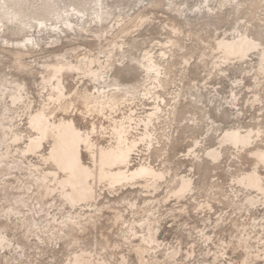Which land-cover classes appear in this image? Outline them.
<instances>
[{
  "label": "bare ground",
  "instance_id": "bare-ground-1",
  "mask_svg": "<svg viewBox=\"0 0 264 264\" xmlns=\"http://www.w3.org/2000/svg\"><path fill=\"white\" fill-rule=\"evenodd\" d=\"M40 1L42 5L35 9L33 16L23 10V5L31 4V0H0V39L6 43L4 49H8L12 57L13 69L0 72V195L10 203L7 210H0V236L7 241V246L0 248V264L26 263L27 246L16 239L17 233L22 232L27 242L36 240L46 247L54 244L55 249H61L60 244L64 242L70 247L73 243L68 241L71 234L81 235L89 228L96 229L107 210L115 211L112 220L116 228L117 225L122 227L128 255L120 252V246L114 245L118 259L116 262L115 257L111 256L114 259L111 262L110 258L99 252L97 244L95 250H89L78 246L76 240L74 252L63 264H120L121 258L127 264H134L131 263L132 255L138 258L136 264H164L172 249L178 253L175 260L180 261L185 256L186 261H190L198 257L197 245L204 247L205 256L211 259L203 260V264L224 261L243 264L246 257L254 259L264 253V163L258 159V154L264 152V136L255 135L264 132V103L260 102L264 101V59L259 50L240 58L230 55L227 48L234 40H239L237 33L246 34L257 43L261 41L264 33V17L261 14L264 0H239L242 5L239 9L228 0H208L212 13L203 8L195 11L203 0H138L142 5L134 16L121 14V10L118 12L119 7L112 5L111 0H82L78 6L73 3L61 6L60 3H64L62 0ZM159 8L170 11L173 16L168 19L172 24L161 26L166 33L171 31V36L166 42H160L158 52L152 48L145 49L137 56L134 51L137 49L135 45L140 42L138 32L144 27L143 24L148 23H143L144 11L154 13ZM231 19L230 28L221 32L220 25ZM241 20L244 23H240ZM181 21L186 30L188 28L187 32L178 26ZM41 23L44 24L43 28L40 27ZM10 30L28 35L23 40L10 42L6 36ZM207 30L209 35L204 37L202 31ZM176 31L181 35L175 34ZM44 33L55 40L53 45L47 47L51 61L43 64L37 62L33 66V60H27L44 51L41 45ZM71 38H82L90 47L63 50L64 44ZM191 38L196 39L194 49L199 51L197 57L194 50L185 52V41ZM169 41L175 42L178 47L170 50L167 47ZM221 43L225 45L223 49ZM161 52L165 53L164 57L160 55ZM144 53H148L158 66L164 68L159 82L154 75L150 79L139 64L133 63V59L143 61ZM225 60L228 62L225 63ZM198 64L208 68L207 81L194 90L190 88L191 93L184 92L181 85H177L174 72L179 69L178 72L186 77L189 70ZM123 68L124 79L118 75ZM133 71L139 73L141 79L125 81ZM235 71L239 75L232 77ZM213 78L221 82L210 83ZM27 79L32 81V87H28ZM179 80L182 84L183 79ZM222 82H230L226 97L221 95ZM60 92L66 98L61 101L63 110L51 112L45 109L44 106L48 104L57 107L49 97L55 99ZM145 92L148 93L147 98ZM85 99L94 106V115L88 114ZM184 104L193 108V112L181 111ZM97 105H104L109 119L99 115ZM109 105H114L115 110ZM257 105L260 106L257 111L259 115L245 121V110L249 107L254 109ZM211 110L215 118L211 116ZM38 113L49 117L48 123H71L77 131L86 134L93 125L97 128L91 138L93 151L80 146L79 159L88 169V174L83 176L82 182H77L75 188L70 184L60 188L53 183L63 179V173L48 175L55 172L52 163L44 162L51 153L54 141L45 140L36 154L28 152L25 155L28 144L36 136L30 125ZM145 124L148 125L147 129ZM174 124H177V128L173 131ZM203 126L206 129L205 138L190 137L188 150L178 159L181 164L177 165L180 166H184L186 161L190 162L186 171L179 173L180 168L174 170L170 160L180 141L179 129L186 127L197 131ZM101 128L105 130L103 134L100 133ZM226 133L239 134V147L222 143ZM146 134L152 139L142 140ZM250 134L253 135L250 137ZM249 138L251 142L245 144L244 140ZM197 141L199 147H196ZM209 141L215 144L209 146ZM148 143L152 145L150 148L146 146ZM101 149L106 154L103 182L100 179ZM209 152L218 154V159L213 160ZM123 153L126 156L120 159ZM158 160L160 163L156 164ZM228 162L230 164L226 165ZM141 169L146 171L141 172ZM201 169H205L208 181L203 187H198L196 171L200 172ZM151 173L163 174L164 179H157ZM225 174L230 177L231 184L223 190L222 178ZM185 179L192 180L193 190L177 197L174 193L179 191ZM234 180L238 182L234 184ZM139 188L149 194L163 192L165 196L159 198V194V197L144 199L142 206L137 200L128 201V198L129 211L126 214L130 218L122 210L117 211L115 206H111L113 201L108 199L107 194L113 198L120 191L130 190L134 193ZM201 190L208 194L205 199H201ZM125 199L114 200L113 205L119 208V203ZM71 200H76L75 206ZM202 203L210 207L202 208ZM215 204L231 208L233 216L225 218L219 215L213 222L212 215H217ZM190 208L193 214L204 215L213 225V231L209 232L207 227L190 228L189 237L195 247L191 246L184 252L180 246L161 240L166 219L162 210L166 209L169 217L177 219V216H190ZM262 211V217H258L257 214ZM138 215H141V220L135 219ZM228 225L236 231L230 241L219 238V231ZM13 231L15 235L12 237L9 232ZM201 231L211 237L207 244L200 242L198 234ZM129 233L135 235L128 236ZM149 233L156 242L153 246L156 250L138 253L136 248L141 246L142 239ZM224 245L228 247L223 248ZM143 247L149 248L148 245ZM222 248L224 255L218 256ZM230 249L242 253L240 261L233 259Z\"/></svg>",
  "mask_w": 264,
  "mask_h": 264
},
{
  "label": "rangeland",
  "instance_id": "rangeland-1",
  "mask_svg": "<svg viewBox=\"0 0 264 264\" xmlns=\"http://www.w3.org/2000/svg\"><path fill=\"white\" fill-rule=\"evenodd\" d=\"M62 1H64V3L61 2L60 3L61 6H64V4H66V3H67V5L73 3L76 6H78L79 3L82 0H62ZM31 2H32L31 4L23 5V10L25 11L26 14L34 16L35 9L38 8V7H41L42 4H41L40 0H31ZM146 3H147V1L144 4H146ZM111 4L114 5V6L119 7L118 8V12L121 10L120 11L121 14L128 13L129 15L131 14L132 16H134L133 15L134 13H138V10L140 9L139 7H141V5H142L141 3H138V0H111ZM192 5L193 4L191 2L190 6H192ZM261 14L264 17V9H263V12ZM144 15H145L144 16L145 18L143 20L144 21L143 23H145V22H148V23L143 24L144 27L142 26L143 28H141V31L138 32V34L140 33L139 34V38H138L140 40V42L138 44H136L135 46L137 47L138 50L140 49V51H138L137 49L134 51V54H136L137 56H139L140 53L142 51H144L145 49H151L152 48L156 52H158L159 49H160V45H159L160 42H162V43L166 42L167 38L169 36H171L170 35L171 31L168 30L167 33H166V31H164L162 29V27H161V26H164V24H166V23L172 24L170 21H168V19H172L173 18V16L170 14V11H165V10H162V9L159 8V9L155 10L154 13H151L149 10L148 11H144ZM121 20H122V18H121ZM117 21H120V19H117ZM152 21H153V23H152ZM231 22H232V19L229 20L228 22L222 23L220 25L221 32L225 31V30H228L230 28V23ZM181 23H183V21H181L178 26H180L183 31L185 30V32H187L188 28L186 30V27L184 26V24H181ZM202 32L204 34V37L209 35V30L202 31ZM167 34H168V36H167ZM25 35H28V33L25 32L23 34L20 31H16V30H10L6 34L7 39L10 42L11 41L15 42V41L23 40ZM30 35H32V33H30ZM36 37L38 39V34L36 35ZM43 38H44V40H42L43 43L41 45H42L43 48H45L44 51L41 52L39 54V56H35V57L27 60L28 62H31L33 60V62H31V64L33 66L38 64V63H40V62H41L40 64H43L45 62L51 61L50 58H49L51 53L48 52L47 47H49L50 45H53L55 40L49 39V37H48V35L46 33H44ZM2 42H3V44H1ZM4 44H5V46H4ZM195 45H196V39L195 38L187 39L185 41V45H184L186 47L185 52L189 53V52H192L193 50L195 51V49H194ZM78 46L79 47L81 46L82 48L83 47H90V45L82 38H78V39L71 38L69 42H66L64 44L63 50L76 48ZM5 47H6V43L3 40L0 39V61H1L0 62V66H1L0 67V72H3V71L9 72V71L13 70L12 69V57H11L10 53H8V49L7 50L4 49ZM188 47H190V48H188ZM92 48H95V47L92 46ZM155 48H157V49H155ZM187 48L189 50H187ZM198 52L199 51H197V50L195 51V56L196 57L198 55ZM7 66H9V67L7 68ZM178 70H175V72H174L176 74L177 85H181V88H183L184 92L191 93V89L190 88H192L194 90V88L200 87V84L205 83L207 81V75L206 74H208V71H207L208 68H206L205 66L203 67V65H199L198 64V66L197 65L193 66L189 70V72H188L189 74L187 73L186 77L182 76L181 73L178 72ZM235 73H236V71H235ZM118 75L120 77H122V79L125 78V76H124L125 75L124 68L121 69L118 72ZM232 75H231L232 77H235V76H238L239 74L236 73V74H232ZM179 78L183 79L182 84H180ZM139 79H141L140 78V74L137 73L136 71H133L132 75L128 79H126L125 81H127V82H135L136 80H139ZM213 79L214 80H212L211 82L208 80V82H210L212 84H218V83L221 82L220 80H217L215 78H213ZM193 81H194V83H193ZM247 82H249V80H247ZM26 83H27L28 87H32V81L31 80L27 79ZM183 85H184V87H183ZM220 86H221V89H222V91H221L222 94L221 95L223 97H226V94H229V91H230V82H225V83L222 82V84ZM227 86H228V88H227ZM226 88L229 89V90H227ZM259 108H260V106H258V105L255 106L254 109L250 108V107L247 108V110H245V118H244V120L248 122L253 116L259 115L258 112H257ZM180 110L183 111V112H193L194 109L191 108L190 106H188V104H184L180 108ZM210 114H211V116L213 118H215V114H214L213 110L210 111ZM225 125L227 126L228 124L225 123ZM174 128H177V124L173 125V129H172L173 131H174ZM204 132L206 133V129L204 128V126H203V128H201L200 130H197V131L187 129L186 127H183L182 129H179L178 139L180 141H179V143L176 146V151L173 152L170 155V160L172 162L171 166H172V168L174 170H176L177 167H178V168H180L179 173H182V172L184 173L186 171V167H188L190 165V162L186 161V162H184V166H180V165H177V164L180 163L178 159L182 156V154L186 153V151L188 150V145L191 143V138L190 137L195 136V137L201 138V140H203L205 138L204 137L205 136ZM202 137H203V139H202ZM214 144H215L214 141H209V143H208L209 146L210 145H214ZM164 159H162V160H164ZM229 162L226 165H229L230 164ZM159 163H160V160H158V162L156 164H159ZM24 175H25V173L22 174V176H24ZM205 175H206L205 174V169H201L200 172L196 171V181H197L198 187H203L204 184L207 183L208 180H207V176H205ZM222 181L224 183L223 184V190H226L228 188V186L231 184L230 183L231 179H230V177L228 175L225 174V175H223ZM200 192H201V197H202L201 199H205L208 194L203 192V190H201ZM217 193L220 196L219 192H217ZM154 194L153 193L149 194L148 192H146V190H143V189L139 188V189L135 190L134 193H132V191H130V190L129 191H120L118 193V196H115V197L111 198L107 194V197H108L109 200H112L113 202H114V200H120L121 198H124V199L126 198L125 201H121L119 203V208L117 207L118 205H113V202L111 204L112 207L115 206V209L117 211H121L122 210V212H124L126 214L129 211V206H127L128 205L127 202L130 201V200H132V201L133 200H137L138 203H139V206H142V202H143L144 199H153V197H155V196L159 197V194H160L159 198H162V195L165 196V194H163V192H160L159 194H155V195ZM209 195H210V193H209ZM136 197H137V199H136ZM127 199H128V201H127ZM122 202L123 203L125 202L126 204L124 203L125 204L124 205ZM58 204H60V203H58ZM120 205L122 207H120ZM9 206H10V203H8V201L5 199V197L3 195H0V210L1 209H2L1 211L7 210L9 208ZM215 209H216L217 215H212V221L213 222H215L216 218L219 215H223L225 218H228L229 216H233V210L231 208H228L226 205L225 206H220L218 204H215ZM190 211H191V215L190 216H183L182 215L180 217L177 216L178 218L174 219L172 217H169L170 215L167 213L166 209L162 210V212L165 214L164 217L166 219H165V222H164V225H163V228H162V232H161V235H160L161 240H163L165 242H169V243H171L174 246L175 245L176 246H180L184 250V252L186 250H189L191 248V246H192V239L189 237V233H188L190 228L196 226L198 228L204 229L205 227H207L208 228L207 230L209 232L213 231V225L207 220L206 217H204V215L201 216V215H198V214H193L192 208H190ZM114 213H115L114 210L105 211L104 217L102 218V220L100 222L101 224L98 225L96 229L89 228V230L86 231L87 233L86 232L83 233L84 235L83 234L80 235V233H72L70 238L68 239L69 242H73L72 245L70 247H67V245L64 242H62L60 244L61 249H58V248L55 249V245L54 244H49L47 247L43 246L42 244L38 243V241H36V240L35 241L32 240L30 242H27L26 238L22 236L23 235L22 232L21 233H17L16 239L19 242H22V243L26 244V246H27V248H26L27 259L25 261L26 262L25 264H63L68 259L69 255H71L72 252H74V250L76 248V246L74 245V241H76V240L78 241L77 242L78 246L85 247V248H87L89 250H92V249L95 250L96 249L95 246L97 244L96 247L99 250V252L104 254L105 257L110 258L111 262H114V259H111V256L115 257L116 262H117L118 256L117 255L115 256V252L116 251H114L116 246H120V248L122 249V251H120V252H123L124 254H127V255H128V252L126 251L127 247H124V246H127V245H126V243L124 241V237L122 235V227L120 225H117V228H116V225H114V223H113V220H114L113 216H115ZM261 214H263V211L261 213L257 214V216L258 217H262ZM126 216L128 218H130L128 214H126ZM140 216L141 215H138L135 219L136 220H141ZM43 217L44 216L42 214V218ZM1 218L5 219L4 216H2ZM245 218L246 217H244V220H245ZM176 220L179 221L180 224ZM179 226H180L181 229L179 228ZM9 234L13 237L15 235V232L14 231L13 232H9ZM235 235H236V231H235V229L230 228V225H228L227 227H223L222 230L219 231V238L227 240V241H230L231 240L230 237L231 236L234 237ZM31 239H33V238H31ZM34 242H36V243H34ZM114 245H115V247H114ZM37 247H39V248L37 249ZM69 248H71V250ZM196 250H197L198 257H197V259L195 261L196 262L198 261L197 264H199V262H201L203 260H206V259L209 260V258L205 256L206 252L203 251V250H205L204 247H201V246L197 245V249ZM229 253L233 257V259L235 261H240V255L242 254L241 252L240 253H236V252H233L232 249H230ZM185 258L186 257L184 256L183 258H181L180 261H183V264H189V260L186 261ZM131 259H132L131 263L136 264L138 262V258L135 255H132ZM35 261H36V263H35ZM209 261H211V259Z\"/></svg>",
  "mask_w": 264,
  "mask_h": 264
},
{
  "label": "snow or ice",
  "instance_id": "snow-or-ice-1",
  "mask_svg": "<svg viewBox=\"0 0 264 264\" xmlns=\"http://www.w3.org/2000/svg\"><path fill=\"white\" fill-rule=\"evenodd\" d=\"M228 3H230L233 7L236 9H239L242 7L240 4L239 0H228ZM223 6V5H222ZM5 9L7 8L6 5L3 6ZM207 9L209 13H212L213 9L209 6L208 0H203L202 4L200 7L196 8L195 11L199 12L201 9ZM11 19V17H9ZM264 22V21H262ZM240 23H244L243 20L240 21ZM40 27L43 28L44 24H40ZM177 35H181L178 31L175 32ZM239 36V40H234L231 45H228L227 48L230 51V55H238L240 58H246L247 54L259 50L262 54V59H264V33H262L261 36V41L257 43L256 40L254 39H249L248 36L241 35L240 33H237ZM31 43V41H29ZM167 47L171 50L172 48L178 47V45L175 44L173 41H169ZM225 45L221 43V48L223 49ZM238 49V51H237ZM182 50V49H181ZM160 55L162 57L165 56L164 52H161ZM225 63L228 61L225 60ZM133 63L139 64L141 68L145 70L147 74H149V78L151 79L152 76L154 75L155 78L157 79V82H159V78L164 74V68L162 66H158L149 56L148 53H144L143 61L133 59ZM185 64L188 63L187 60L184 61ZM219 66V65H217ZM262 70H264V63H262ZM223 74V73H221ZM99 77V74H96ZM239 83V81H237ZM119 90V89H118ZM56 91L59 92V89H56ZM148 93L145 92V98H147ZM63 99H66L63 96V93L60 92L59 96L53 99L52 97H49L50 101H53L54 104L57 105V107H53L51 104L45 105V109H50L51 112H55L58 110H63V105L61 104V101ZM236 99L235 94H233V100ZM257 100H260L259 97H257ZM261 103H264V101H260ZM85 106L88 107L89 115H94L92 108L94 107L91 105L87 99L84 101ZM112 107V110H115L114 105H109ZM96 111L99 112V115L104 117V119H109L110 117L106 114L104 111V105H97ZM159 111V109H157ZM155 115V113L153 114ZM49 117H46L42 113H38L35 118H33V122L30 125L33 129V132L36 133V136L31 139L30 143L28 144L26 150H25V155L28 152H32L33 154H36L37 151L40 149L43 141L45 140H50L54 141V143L51 144V153L47 155V159L44 161L45 163H52L55 166V172L50 173L48 175H56L58 176L60 173L64 174L63 179L61 180H56L53 181V183L57 184L60 188H63L67 185H71L73 188L77 186V182H82L83 176L85 174H88V169H85L83 165L80 162L79 159V152H80V146L84 145L88 148V150L91 152L94 149V145L92 143V135L97 132V128L95 125H93L92 129L90 132L87 134L84 132L77 131L76 128L71 124V123H66V122H61L59 125L53 123H48ZM151 120L149 119V123ZM123 124V122H121ZM147 124H145V128L147 129ZM104 129H100V133H104ZM115 131V130H113ZM123 131V129H121ZM253 134H250V137ZM255 135L257 136H264V132L256 133ZM19 140V137L16 138ZM150 135H145L142 137V140H151ZM240 139H239V134L238 133H226L225 137L222 141V143H230V144H235L237 147L240 145ZM251 140L245 139L244 143H250ZM147 147H151V143H148L146 145ZM196 147H199V142H196ZM128 151H131L129 149ZM105 153L101 149L100 150V158H101V174H100V179L101 182L104 181L105 175L103 172V164H104V159H105ZM208 155L213 159L216 160L218 159V154H214L212 152H209ZM126 156V153H123L120 155V159H124ZM258 159L260 160L261 163H264V152H261L258 154ZM141 172H145V169H141ZM151 175L156 176L157 179H164L163 174L157 175L156 173H151ZM238 181L234 180L233 183H237ZM44 183H48L47 180L44 181ZM51 190V189H50ZM193 190L192 186V180L190 179H185L183 185L180 187L179 191L174 193L177 197H182L186 195L187 193L191 192ZM71 203L73 206L76 204V200H71ZM201 207H210V205L206 204H201ZM75 223V221H73ZM127 227V225H125ZM128 236H134L135 233H129L127 234ZM200 237V242L207 244L210 242L211 237L205 235L203 231H201L199 234ZM264 235V234H262ZM126 242H127V237H126ZM243 243V239L241 241ZM264 243V241H262ZM148 245L149 248L145 249L143 246ZM156 245V242L151 239V234H147L141 241V246L136 248V251L140 253L141 251L147 252L148 250H156V247H153ZM7 246V241L0 236V248L6 247ZM194 248L195 245H192ZM228 245H224L223 248H227ZM223 248L218 252L219 255H224ZM178 255L177 251L175 249H172L168 253V257L166 258L164 264H183V261H177L174 259V257ZM120 264H127L126 261H124L121 258ZM189 264H197V262L192 259L189 261ZM200 264H203L201 261ZM219 264H230L228 261L224 262H219ZM243 264H264V253L258 254L254 259H249L246 257L243 261Z\"/></svg>",
  "mask_w": 264,
  "mask_h": 264
}]
</instances>
